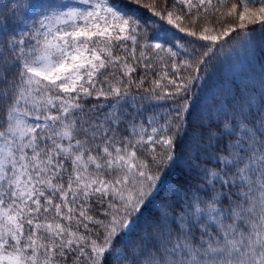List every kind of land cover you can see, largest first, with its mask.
Masks as SVG:
<instances>
[{
    "label": "snow or ice",
    "instance_id": "1",
    "mask_svg": "<svg viewBox=\"0 0 264 264\" xmlns=\"http://www.w3.org/2000/svg\"><path fill=\"white\" fill-rule=\"evenodd\" d=\"M129 3L147 18L37 0L0 23V264H264V80L189 119L213 58L264 39V0Z\"/></svg>",
    "mask_w": 264,
    "mask_h": 264
},
{
    "label": "trees",
    "instance_id": "2",
    "mask_svg": "<svg viewBox=\"0 0 264 264\" xmlns=\"http://www.w3.org/2000/svg\"><path fill=\"white\" fill-rule=\"evenodd\" d=\"M37 0H0V23L6 25L9 29L15 28L17 32L31 27L33 22L39 17L33 15L30 6ZM77 2V0H73ZM143 3H149L150 0H142ZM120 8L134 11L138 16L147 18L148 14L136 5L129 3V0H116ZM172 3V0H169ZM211 19V17H209ZM228 22H234L229 20ZM255 27L250 25L249 28ZM151 33V29L149 30ZM261 33L257 31L255 38L250 42H240L235 45H226L223 52L213 58L207 71H201V79L193 84L191 89V116L190 120L196 121L198 117L207 119L216 115L221 110H227L231 102L239 101L247 95L250 90H256L261 87V81L264 80V39H261ZM235 36V34H233ZM177 39L181 42L191 40L182 33H177ZM187 47V43L185 44ZM199 45H197L198 47ZM180 58H183V52L179 49ZM167 62V58H166ZM159 71V68H157ZM171 74V69H169ZM145 73L137 69L134 77L138 78ZM155 76L156 73H150ZM147 87V84L145 85ZM135 91V89H134ZM91 103L96 101L92 100ZM165 108L170 107L172 101L162 102ZM161 110V109H158ZM180 150L186 154L195 156L197 150L196 144L192 140V129L189 128L187 135L181 138ZM182 174H173L170 183L175 184V177ZM163 198L157 201L153 206V212L157 206H162ZM102 218V217H101Z\"/></svg>",
    "mask_w": 264,
    "mask_h": 264
}]
</instances>
